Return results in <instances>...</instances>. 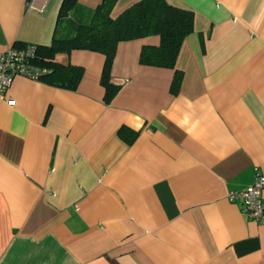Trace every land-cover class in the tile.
Wrapping results in <instances>:
<instances>
[{"label":"crops","instance_id":"obj_1","mask_svg":"<svg viewBox=\"0 0 264 264\" xmlns=\"http://www.w3.org/2000/svg\"><path fill=\"white\" fill-rule=\"evenodd\" d=\"M61 2L0 0V51L50 45ZM167 2L193 12L173 67L140 61L158 34L121 40L109 99L97 50L54 54L82 68L74 87L13 76L15 102L0 99V264H264V223L227 197L264 173V0Z\"/></svg>","mask_w":264,"mask_h":264},{"label":"trees","instance_id":"obj_2","mask_svg":"<svg viewBox=\"0 0 264 264\" xmlns=\"http://www.w3.org/2000/svg\"><path fill=\"white\" fill-rule=\"evenodd\" d=\"M115 1L100 0L93 8H89L78 0H62L51 44L37 45L34 62L48 68L40 76L41 80L74 87L82 68L53 61L54 54L72 48L97 50L105 55L101 82L106 87L109 99L117 90V86L109 82L108 72L117 43L148 34H158L159 44L142 46L140 61L144 64L173 67L183 38L192 31L193 12L172 5L167 0H137L112 16L110 11ZM180 79L181 73L176 70L171 84L173 92L178 89Z\"/></svg>","mask_w":264,"mask_h":264},{"label":"built area","instance_id":"obj_3","mask_svg":"<svg viewBox=\"0 0 264 264\" xmlns=\"http://www.w3.org/2000/svg\"><path fill=\"white\" fill-rule=\"evenodd\" d=\"M50 0H27V7L37 11L45 10ZM37 53V44L23 43L12 44L0 51V99H5L8 104L15 100L5 98L6 89L14 75H22L30 79H40V76L48 71L34 62ZM264 173L255 172L253 181L246 187L228 192L229 199H240L242 210L254 221L264 223Z\"/></svg>","mask_w":264,"mask_h":264},{"label":"rangeland","instance_id":"obj_4","mask_svg":"<svg viewBox=\"0 0 264 264\" xmlns=\"http://www.w3.org/2000/svg\"><path fill=\"white\" fill-rule=\"evenodd\" d=\"M81 4L86 7L93 8L100 0H78Z\"/></svg>","mask_w":264,"mask_h":264}]
</instances>
